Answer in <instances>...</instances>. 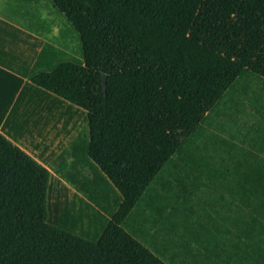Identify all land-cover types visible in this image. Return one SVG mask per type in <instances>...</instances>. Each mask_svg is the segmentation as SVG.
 I'll return each mask as SVG.
<instances>
[{
	"label": "trees",
	"instance_id": "16d2710c",
	"mask_svg": "<svg viewBox=\"0 0 264 264\" xmlns=\"http://www.w3.org/2000/svg\"><path fill=\"white\" fill-rule=\"evenodd\" d=\"M49 1L83 61L32 83L87 113L122 202L96 243L49 224L51 172L0 132V264H264V76L190 37L204 0Z\"/></svg>",
	"mask_w": 264,
	"mask_h": 264
},
{
	"label": "crops",
	"instance_id": "0c3cea01",
	"mask_svg": "<svg viewBox=\"0 0 264 264\" xmlns=\"http://www.w3.org/2000/svg\"><path fill=\"white\" fill-rule=\"evenodd\" d=\"M15 5L11 0H0V132L51 172L50 194L52 188L67 192L68 213L73 221H79L82 216L79 206L85 204L106 216L107 227L117 210L109 213L114 203L109 192L103 193L102 188H114L103 178L100 188L98 180H94L87 169L92 168L85 161L89 130L85 131V127L77 130L74 125L73 136L59 134V130L54 129V125L60 122L59 111L54 116L53 108L69 110L70 103L32 83L34 76L51 72L62 63L81 64V54L76 61L68 36L60 39L52 36V27L29 28L28 22L22 21V10L29 9L39 17V5L27 9L18 6L19 10L22 8L21 12H14ZM64 25L67 26L65 22ZM87 181L91 182L99 203L81 191ZM61 198L59 196L57 202ZM117 200L115 206L121 204L122 198L121 202Z\"/></svg>",
	"mask_w": 264,
	"mask_h": 264
},
{
	"label": "rangeland",
	"instance_id": "374dc122",
	"mask_svg": "<svg viewBox=\"0 0 264 264\" xmlns=\"http://www.w3.org/2000/svg\"><path fill=\"white\" fill-rule=\"evenodd\" d=\"M38 10V15L45 25L54 29L52 36L59 39L68 36L70 48L75 52L78 61L81 49L77 34L64 25L65 20L49 0H43ZM67 31H69L68 35H66ZM190 37L264 76V0H204L190 30ZM69 107V110L53 108L54 116L55 112L59 111L60 121L54 125V129L59 130V134H68L70 137L75 133L72 128L74 125L77 130L85 127V131L88 132L87 113L72 104ZM85 161L91 165L92 168L87 167V169L93 179L98 180L101 188L103 183L101 178L105 181L107 179L88 158L87 152ZM94 173L100 176H95ZM52 183L51 179L48 192L49 224L89 242H98L106 228V216L98 214L91 208L92 206L81 204L79 207L82 216L79 221H73L68 213L67 192L52 188L50 194ZM84 188L87 195L93 192L90 181L86 182ZM112 191L116 196H112ZM109 194L114 203L109 213L113 214L120 206V203L116 206L115 203L117 199L121 202V196L114 189L110 190ZM59 196L62 198L57 202Z\"/></svg>",
	"mask_w": 264,
	"mask_h": 264
},
{
	"label": "water",
	"instance_id": "95a60500",
	"mask_svg": "<svg viewBox=\"0 0 264 264\" xmlns=\"http://www.w3.org/2000/svg\"><path fill=\"white\" fill-rule=\"evenodd\" d=\"M106 80H107V78H106V76L104 75L103 76V86H104V90L106 91Z\"/></svg>",
	"mask_w": 264,
	"mask_h": 264
}]
</instances>
